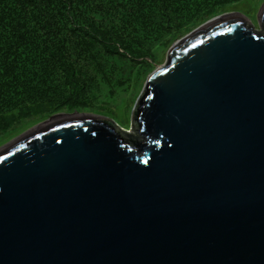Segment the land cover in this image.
<instances>
[{
    "label": "water",
    "instance_id": "water-1",
    "mask_svg": "<svg viewBox=\"0 0 264 264\" xmlns=\"http://www.w3.org/2000/svg\"><path fill=\"white\" fill-rule=\"evenodd\" d=\"M257 24L176 41L132 134L60 115L1 148L0 264H264V3Z\"/></svg>",
    "mask_w": 264,
    "mask_h": 264
},
{
    "label": "trees",
    "instance_id": "trees-1",
    "mask_svg": "<svg viewBox=\"0 0 264 264\" xmlns=\"http://www.w3.org/2000/svg\"><path fill=\"white\" fill-rule=\"evenodd\" d=\"M241 1L0 0V128L50 104L113 106L121 86L113 108L135 100L167 43Z\"/></svg>",
    "mask_w": 264,
    "mask_h": 264
},
{
    "label": "rangeland",
    "instance_id": "rangeland-1",
    "mask_svg": "<svg viewBox=\"0 0 264 264\" xmlns=\"http://www.w3.org/2000/svg\"><path fill=\"white\" fill-rule=\"evenodd\" d=\"M264 3V0H242L240 3L230 6V7H224L220 10H217L216 17H222V16H231V15H238L242 18H244L249 26L255 30L258 31V24H257V15L260 11V8L262 4ZM210 21V20H209ZM208 21V22H209ZM207 22L203 23L206 24ZM203 24H198L197 27L199 28ZM195 29L189 31L188 33L178 35L175 40L172 42L167 43L166 49L163 51L161 56L158 58V60L153 63V69L152 71L157 67L161 66L165 63L166 60V54L169 50V48L178 40L189 34L190 32L194 31ZM261 33V31H259ZM157 46L153 48V50H150L148 52L149 54H155L156 53ZM151 71V72H152ZM132 72V69H129L128 73ZM147 75V74H146ZM145 75V77H146ZM143 78L139 82V90L137 96H135V100H131V96H124L121 105L119 108H113V106H117L120 104L121 97L123 93L125 92V87L121 86L119 87L118 91H114L112 93V97L108 100L113 106H110L109 104H100L102 106H96V105H85L81 104V108H69V107H56L53 104L47 105L44 107V109L37 108L33 112V117L31 118H17L15 122H11L7 124V127L3 130L0 128V149L5 147L6 145L10 144L11 142L21 138L25 134L33 131L34 129L42 127V125H46L47 123H51L56 116L60 115H73V114H86L91 116H97L102 117L110 120L111 122L115 123V125L123 131V133L126 134H132V127H131V113L133 110V107L135 105L136 99L138 95L140 94L144 83L146 81V78ZM134 79L137 80L136 77ZM131 80V79H130ZM128 81V83L130 82ZM124 87V90L122 91V88ZM126 93H132L131 88L126 91ZM100 98V97H99ZM134 99V98H133ZM54 112H58L53 114ZM55 121V120H54ZM131 127V131H130ZM120 130V131H121Z\"/></svg>",
    "mask_w": 264,
    "mask_h": 264
}]
</instances>
